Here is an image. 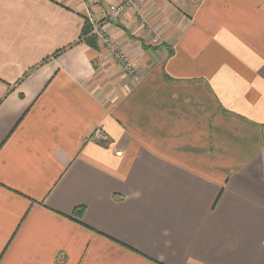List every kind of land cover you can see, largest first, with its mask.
<instances>
[{
    "label": "crops",
    "instance_id": "0c3cea01",
    "mask_svg": "<svg viewBox=\"0 0 264 264\" xmlns=\"http://www.w3.org/2000/svg\"><path fill=\"white\" fill-rule=\"evenodd\" d=\"M124 1L0 0V264H264V0Z\"/></svg>",
    "mask_w": 264,
    "mask_h": 264
},
{
    "label": "built area",
    "instance_id": "2783aa9c",
    "mask_svg": "<svg viewBox=\"0 0 264 264\" xmlns=\"http://www.w3.org/2000/svg\"><path fill=\"white\" fill-rule=\"evenodd\" d=\"M135 0H125L124 3L121 4H112L109 7V11L111 13V16L113 17H120L121 15L124 14V12L131 6H133ZM192 3L198 4L200 3L202 0H189ZM91 25H92V31L94 34L97 35L98 37V41L101 42L102 44L107 43L108 47H109V57L110 59L117 64L118 66H120L125 75L133 80H138L139 79V72L137 70V68H135V66L131 63V59L129 57V55L124 51L121 50V48L118 45H115L108 37L106 34V30L103 27V25H101L99 23V21L95 20L93 17L88 18ZM99 132V133H98ZM99 134V135H97ZM101 136L105 135L100 131V129H98L96 131V137L97 138H101Z\"/></svg>",
    "mask_w": 264,
    "mask_h": 264
},
{
    "label": "trees",
    "instance_id": "16d2710c",
    "mask_svg": "<svg viewBox=\"0 0 264 264\" xmlns=\"http://www.w3.org/2000/svg\"><path fill=\"white\" fill-rule=\"evenodd\" d=\"M99 23L101 24L102 22ZM92 29H93L92 25L90 21L87 19L82 29L81 41L94 49H98L99 48L98 37L96 34L93 33ZM77 211L80 213L82 212V209H79Z\"/></svg>",
    "mask_w": 264,
    "mask_h": 264
},
{
    "label": "rangeland",
    "instance_id": "374dc122",
    "mask_svg": "<svg viewBox=\"0 0 264 264\" xmlns=\"http://www.w3.org/2000/svg\"><path fill=\"white\" fill-rule=\"evenodd\" d=\"M189 1V0H188ZM88 19V18H87ZM89 20V19H88ZM106 34H107V37L115 44V45H118L110 36H109V34L107 33V31H106ZM119 46V45H118ZM120 47V46H119ZM100 48H104L105 50H106V52H107V54H108V56L110 55L109 54V47H108V44L107 43H104V44H102L101 42H99V48L98 49H100ZM121 48V50H124L126 53H127V51L125 50V49H123L122 47H120ZM97 49V50H98ZM128 54V53H127ZM129 55V54H128ZM129 57H130V59H131V56L129 55ZM132 63V62H131ZM133 64V63H132ZM117 65V64H116ZM136 68V67H135ZM122 69V68H121ZM123 70V69H122ZM124 72V71H123ZM124 75H125V73H123ZM100 129V131L102 132V129L101 128H99ZM98 130V128H96L95 130H94V132H93V134H92V136L95 138L96 137V131ZM99 133V132H98ZM97 135H99V134H97ZM105 135V134H104ZM107 137H106V135H105V137L104 136H101V138L99 139V138H95V139H99V141H105V140H107L106 139Z\"/></svg>",
    "mask_w": 264,
    "mask_h": 264
}]
</instances>
